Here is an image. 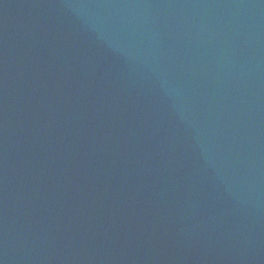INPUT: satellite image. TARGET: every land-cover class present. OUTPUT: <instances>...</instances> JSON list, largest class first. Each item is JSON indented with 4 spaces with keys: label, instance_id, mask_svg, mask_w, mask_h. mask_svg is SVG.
<instances>
[{
    "label": "water",
    "instance_id": "95a60500",
    "mask_svg": "<svg viewBox=\"0 0 264 264\" xmlns=\"http://www.w3.org/2000/svg\"><path fill=\"white\" fill-rule=\"evenodd\" d=\"M0 264H264V0H0Z\"/></svg>",
    "mask_w": 264,
    "mask_h": 264
}]
</instances>
